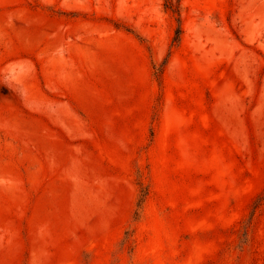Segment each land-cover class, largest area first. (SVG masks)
I'll list each match as a JSON object with an SVG mask.
<instances>
[{"label":"rangeland","instance_id":"374dc122","mask_svg":"<svg viewBox=\"0 0 264 264\" xmlns=\"http://www.w3.org/2000/svg\"><path fill=\"white\" fill-rule=\"evenodd\" d=\"M0 264H264V0H0Z\"/></svg>","mask_w":264,"mask_h":264}]
</instances>
